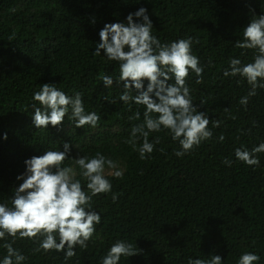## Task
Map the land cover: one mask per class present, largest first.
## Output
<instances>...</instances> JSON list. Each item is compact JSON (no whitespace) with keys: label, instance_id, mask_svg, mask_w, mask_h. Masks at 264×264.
<instances>
[{"label":"trees","instance_id":"obj_1","mask_svg":"<svg viewBox=\"0 0 264 264\" xmlns=\"http://www.w3.org/2000/svg\"><path fill=\"white\" fill-rule=\"evenodd\" d=\"M140 7L147 8L152 34L161 43L193 38L192 52L204 72L198 84L190 71L191 96L199 111L221 122L210 123L211 139L183 157L175 155L178 141L162 130L150 133L149 141L158 136L160 143L147 159L139 158L127 141L132 126L143 121L144 106L132 103L129 111L119 100V64L108 61L103 50L93 55L104 25L124 22ZM261 14L264 0H0V203L11 206L26 159L63 151L64 142L71 147L65 166L75 168L71 158L99 152L123 172L116 178L106 167L118 199L113 202L112 193L93 197L101 223L87 249L77 246L66 261L63 252L37 253L32 239H17L13 247L27 257L23 264H100L117 240L140 252L122 256L119 264H188L189 258L208 260L215 254L223 264H237L246 251L260 256L254 264H264V153L256 154L259 166L234 153L264 143V89L257 88L245 107L239 101L250 85L223 75L230 58L253 62V50L234 44L243 39L252 16ZM105 74L113 77L111 88L100 79ZM44 83L70 96L82 93L86 112L100 116L98 126L77 128L66 116L59 127L37 129L32 116L33 104H39L32 97ZM137 110L141 119L129 120ZM77 179L87 190V182ZM4 243L0 240V259L7 254Z\"/></svg>","mask_w":264,"mask_h":264},{"label":"clouds","instance_id":"obj_2","mask_svg":"<svg viewBox=\"0 0 264 264\" xmlns=\"http://www.w3.org/2000/svg\"><path fill=\"white\" fill-rule=\"evenodd\" d=\"M152 29L147 8L140 7L129 13L124 22L104 25L99 31L100 40L93 55L101 56L103 50V56L108 61L119 64L116 81L118 86H123L119 100L129 105V111L132 103L144 106L143 121L132 126L127 141L138 151L139 158L144 160L151 155L160 138L157 136L150 142L149 135L162 130H166L173 141H178L180 150L175 155L183 157L203 141L211 139L210 123L219 127L221 122L210 120L207 113L199 111L193 102L187 77L190 71L195 73L196 83L199 84L203 82L204 72L198 56L192 52L193 38L189 36L161 43L152 34ZM234 46L254 51L253 62L242 64L239 58H230L229 68L223 72L225 77L239 76L250 85L248 94L239 101L246 107L249 98L256 95L257 88L264 89V14L252 16L243 29V39L237 40ZM100 79L105 87L113 86L112 76L105 74ZM82 95L74 92L70 96L58 89L56 84H42L32 97L39 104H33V125L37 129H47L49 125L59 127L67 116L77 128L86 125L95 128L100 116L94 111L86 112ZM200 105L203 106L204 102L201 101ZM225 111L228 109L225 108ZM128 119L139 121L140 111L137 110ZM141 138L142 143L138 144ZM4 139H7V134ZM219 140L223 142L224 136L220 135ZM70 151V144L64 142L63 151L46 150L43 155L24 161L25 171L16 177L22 183L13 189L11 206L0 203V240L5 241L2 246L7 252L0 259V264H23L27 257L13 247L17 239L23 238L32 239L38 245L34 252L54 250L63 252L66 261L71 259L76 255L77 246L87 249V242L93 238L96 225L101 223V215L92 207L93 197L112 193L113 202L118 199L105 175L107 167L115 170L116 178H122L123 172L118 170V164L97 152L92 157L71 158L75 168L65 166ZM234 153L237 160L249 166H259L256 154L264 153V143L251 151L241 146ZM223 163L231 166L232 162L225 158ZM78 175L87 182V190L77 179ZM139 253L131 243L117 240L100 264H119L122 256L131 257ZM259 260L258 254L246 251L237 264H254ZM188 264H223V260L215 254L208 260L189 258Z\"/></svg>","mask_w":264,"mask_h":264}]
</instances>
